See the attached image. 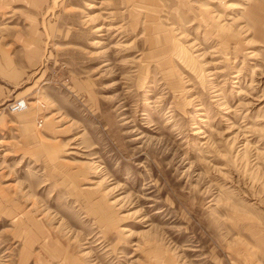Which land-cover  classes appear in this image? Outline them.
Wrapping results in <instances>:
<instances>
[{
  "label": "rangeland",
  "instance_id": "rangeland-1",
  "mask_svg": "<svg viewBox=\"0 0 264 264\" xmlns=\"http://www.w3.org/2000/svg\"><path fill=\"white\" fill-rule=\"evenodd\" d=\"M0 264H264V0H0Z\"/></svg>",
  "mask_w": 264,
  "mask_h": 264
},
{
  "label": "built area",
  "instance_id": "built-area-1",
  "mask_svg": "<svg viewBox=\"0 0 264 264\" xmlns=\"http://www.w3.org/2000/svg\"><path fill=\"white\" fill-rule=\"evenodd\" d=\"M21 102L23 103V106H24L25 102L22 99H17V101H14V102L10 103L9 104L10 109L13 111L14 106H17L16 110L19 109L20 107H18V105H20Z\"/></svg>",
  "mask_w": 264,
  "mask_h": 264
},
{
  "label": "clouds",
  "instance_id": "clouds-1",
  "mask_svg": "<svg viewBox=\"0 0 264 264\" xmlns=\"http://www.w3.org/2000/svg\"><path fill=\"white\" fill-rule=\"evenodd\" d=\"M16 107H17V106H14L13 111H16ZM18 107H23V103L21 102V104L18 105Z\"/></svg>",
  "mask_w": 264,
  "mask_h": 264
},
{
  "label": "bare ground",
  "instance_id": "bare-ground-1",
  "mask_svg": "<svg viewBox=\"0 0 264 264\" xmlns=\"http://www.w3.org/2000/svg\"><path fill=\"white\" fill-rule=\"evenodd\" d=\"M21 111V110H20Z\"/></svg>",
  "mask_w": 264,
  "mask_h": 264
}]
</instances>
